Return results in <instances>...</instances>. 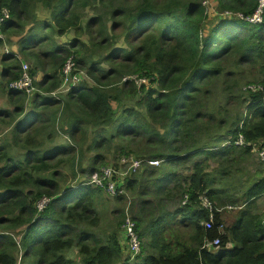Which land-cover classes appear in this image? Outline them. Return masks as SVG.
I'll return each instance as SVG.
<instances>
[{"label": "trees", "instance_id": "obj_1", "mask_svg": "<svg viewBox=\"0 0 264 264\" xmlns=\"http://www.w3.org/2000/svg\"><path fill=\"white\" fill-rule=\"evenodd\" d=\"M205 1L0 0V16L4 10L10 15L0 25L2 35L27 33L19 42L22 55L52 42L53 36H65L70 30L79 33L82 17L78 10L97 4L101 10L80 32L88 42L73 39L68 43L72 48L54 45L56 49L41 55H47L51 65L43 79H34L45 69L43 59L33 68L30 64L36 92L30 99L33 110L24 120L15 121L25 113L24 102L11 113L0 110L1 123H16L14 140L25 151L20 159L0 147V264H19L18 252L20 264H264V223L252 211L255 200L264 195V176L248 186L242 198H235L234 190L218 188L207 171L211 160L218 159V167L231 164L228 168H232L264 146V89L242 91L240 87L241 106L232 118L229 115L232 90L241 84V67L262 61L258 83L264 87V13L262 22L253 24L225 13L253 16L261 0H213L216 9L212 16ZM39 4L49 11L53 22L39 18ZM119 29L122 34H117ZM4 43L0 38V47ZM104 50L105 56L94 59ZM7 54L2 64L12 63L0 70V91L10 100L22 99L26 95L10 87L20 79L22 68L15 63V52ZM71 56L87 78L65 95L66 101L46 95L61 87L62 68ZM104 62L111 65L110 70L103 69ZM131 75L148 81L142 85L123 81ZM215 82L222 84L226 100L219 110L210 103ZM243 105L245 110H241ZM42 118L61 122V130L68 134L67 145L45 151L40 147L44 144L38 139L40 134L53 141V126L41 124L31 132L27 125ZM90 125L94 135L84 149L81 139L89 136ZM20 133L25 137L18 136ZM203 135L209 138L200 143ZM241 136L243 145L237 144ZM136 138L142 146L138 150L122 144L114 150L119 142H135ZM110 154L119 161L124 156L161 159L169 172L155 178L158 167H146L127 177V194L113 197V201L124 205L128 200V205L112 210L121 218L102 235L93 229L98 227L95 205L104 191L82 184L66 187L60 178L66 175L64 168L73 178L91 177L109 164ZM198 155L202 160L195 162L192 173L175 188L180 207L173 213L163 212L158 192L166 189L179 166ZM77 164L81 172H77ZM149 187L156 197L144 200ZM172 192L165 194L167 202L175 200ZM128 193L135 196L133 204ZM201 197L213 204L210 229L203 225L211 221V214L201 206ZM44 198L50 201L40 211L38 204ZM229 205H239L241 212L226 227L220 208ZM128 207L144 244L133 261L121 229ZM144 216H150L148 223ZM169 216L171 223L167 222ZM173 223L181 225L179 231L173 230ZM190 225L194 245L180 233ZM18 230H22L19 242L11 233ZM216 238L221 242L218 248H204Z\"/></svg>", "mask_w": 264, "mask_h": 264}, {"label": "rangeland", "instance_id": "obj_2", "mask_svg": "<svg viewBox=\"0 0 264 264\" xmlns=\"http://www.w3.org/2000/svg\"><path fill=\"white\" fill-rule=\"evenodd\" d=\"M205 6H208L209 8V12L212 13V16L214 15V9H216V4L213 0H206L204 2ZM99 5H96L93 7H89L85 10H78V14L82 17L80 26H81V33H83L84 28L86 27V21L90 18H94L97 15H101L99 10ZM211 16V17H212ZM40 17L43 19H47L49 21H52L51 15L49 13V11H40ZM53 22V21H52ZM30 22H28L27 27L29 26ZM108 27L111 26V22L107 23ZM26 27V28H27ZM80 32L77 33L75 30H70L68 34H65V36L60 37L57 36H53L52 37V42H54L55 45L57 46H63V47H67V48H72L70 45H68V43H71L73 41V39H82L86 42H88V37L87 36H80ZM87 32V31H86ZM117 34H122L121 29L118 30ZM24 35V33L22 34ZM22 35L20 34H14L11 36V34H6V36H4L5 38V43L2 47H0V70L2 67H4V65L10 64L11 62H7L5 64H2V60L8 55L7 53H12V52H16L17 53V47L14 45V42H16L18 40L19 37H21ZM79 42V41H78ZM78 42H76L74 45L78 44ZM60 43V45H59ZM48 46V44H46V47ZM45 47V48H46ZM51 49H56L55 46H52ZM75 50V49H72ZM33 52V51H32ZM89 53L90 50H89ZM72 54V52H71ZM99 55L95 56L94 59H99L103 56L106 55V50L104 51H100L98 52ZM21 57V55H19ZM69 57V56H68ZM230 62H233V60H230ZM15 63H19L21 65V62L15 58ZM27 63L30 65V62L27 61ZM263 66L262 61L256 63V64H252V65H246L243 66L239 69L240 71V76L242 77L241 80V84L240 85H236L234 87V89L232 90V104L230 105L229 109H230V118H232V116L237 112L238 108H240L241 104L240 103V99H239V94L240 92V87H242V91L249 89V87H256L259 85L258 81L261 78V72L260 69ZM87 68L88 66H85L83 68V70H85L87 72ZM103 69L105 70H110L111 69V65H109L107 62L103 63ZM91 78V77H90ZM264 79V76H263ZM89 85V84H87ZM90 85L93 86L94 82L93 79L91 78V82ZM222 84L219 83H214V85L211 86V99H210V103L211 104H215L217 109H221L220 106L224 107L226 100L224 99V95L221 92V89L223 88L221 86ZM66 94H60L59 96L63 99V101H66ZM210 95V94H209ZM31 98H29V96H24L22 97V99H18V100H10L7 97V94L5 92H1L0 91V110H10L9 113L12 112L13 107L20 105V103L24 102L25 103V113H28L31 110V106L33 108V100L30 101ZM30 102V104H29ZM128 102H125V104H127ZM241 110H245L244 105L241 107ZM7 112V111H6ZM141 112L145 113V109H141ZM24 114H20L17 115L15 117V121L20 122L22 120H24L25 115ZM215 116L217 117V113L215 114ZM6 121H9L10 118L7 116H4ZM45 118H48V116H45ZM45 118H42L41 120L37 121H32L30 124L27 125V128H29V130L32 132L36 127L40 126L41 124H48L53 126V136L54 139L53 141H49L47 138L44 137L43 134H40L38 136L39 141L43 142L44 144L41 145L40 147H44L46 146H51V145H56L57 143H62V139L65 138V133H63V131L61 130V122L57 123V120H45ZM15 123V124H16ZM15 124L13 125H7L5 123H1L0 122V147H5L7 151H9L12 155H14L16 158H22L25 155V151L22 150L23 148H21L18 144V142H16V137H15ZM26 128V129H27ZM25 130V129H24ZM93 126L90 125L89 126V136L87 138H82L81 139V144L83 146L84 149H87L89 143L92 141L93 139ZM213 132V131H212ZM26 134H22L20 133L18 136L24 138ZM15 137V140H14ZM201 138V142L203 143L205 142L209 137L206 135H203L200 137ZM55 143H48V142H54ZM77 141V139H76ZM188 141V139H187ZM69 142V140H68ZM17 144V145H16ZM120 144L124 145V146H130L131 148L138 150L141 146V143L139 142V138H136L135 142H129L127 140H125L122 143H118L116 144L117 146L114 147V150L117 151L120 147ZM36 145V144H35ZM224 145V144H222ZM214 146V145H212ZM202 148V147H200ZM154 149H150L149 151H153ZM92 154H95V152H92ZM255 154V153H254ZM147 155V154H146ZM134 157V156H131ZM202 160V155H198L193 157L185 166H179V168L177 169V172H175L172 176V181H170L167 185H166V189H161L158 194L160 195L159 197L163 200L162 201V208H163V212H170L173 213L175 211L176 208L180 207L181 203L179 201V194L177 192H175V188H177L179 186V184L183 181L184 177L190 175L191 169L194 166L195 162ZM218 160V159H216ZM216 160H211L207 163L210 164V166H208V172L210 173L211 177L216 179V186L218 188H222V189H230V190H234V195L235 198H242L244 192L246 191V189L248 188V186H250L253 182H255V180L261 176H264V164L261 163L259 161V159L257 158L256 154L255 156L252 155H248L245 158H243V162H241V164L235 165L232 168H228L231 167V164H227L226 166L223 164H217ZM118 159H114V157L112 156V154H110L109 158H108V162L109 164H107L106 166H112L115 165V168L118 170L121 169H126L129 168V166L123 167L122 163L119 161ZM115 163H118L117 165ZM83 165H85V162L83 161ZM104 166V167H106ZM103 167V166H102ZM100 167V168H102ZM168 164L167 163H163L160 167H158L157 169H155L157 171V174L155 176L156 177H161L163 176V174L169 172L168 169ZM168 169V170H167ZM76 170L77 172H81L79 165H76ZM163 171V172H162ZM64 172H65V176H62L60 178V181L66 185V187H76L80 184L82 185H86L87 180H89V175L84 174L82 177H78V178H73L71 171L68 168H64ZM256 172H258L260 175L256 176ZM140 175V174H139ZM138 175V176H139ZM138 176L136 178H138ZM82 180V181H81ZM91 186V185H90ZM94 187V186H92ZM146 186L143 185L142 189L145 190ZM173 190L172 194L174 193L175 195V200L173 201H166L165 198V194L167 192H169L170 190ZM104 191V190H103ZM102 191V192H103ZM148 191L150 192L149 195L143 197L144 200L150 198V197H156L153 194V187H149ZM101 192V194H102ZM104 194V195H103ZM103 194L98 198V201L95 205L96 208V214L98 217V227L96 229H93V231H95L96 234H105V232L107 230H109L112 226L113 223L117 222L118 218H121L119 215H117L116 217L112 214V210H116L117 208L122 209L123 206L128 205V200L123 204H118L116 202L113 201V197L108 195L105 191L103 192ZM128 196L132 197V204L135 202V196L133 193H128ZM107 198L109 200H107ZM140 200V199H138ZM151 201L153 202H157V200L152 199ZM136 209L138 210V205L136 202ZM221 210V215L223 218V223L225 224L226 227H231L232 224L239 218L240 216V212H241V207L239 205L236 206H227L224 208H220ZM252 211L253 214L258 215L262 218L263 223H264V195L257 198L255 200V204L252 206ZM145 222L144 223H148L150 221V216H144ZM173 221L172 217L169 216L167 218V222L171 223ZM191 226V225H190ZM117 226H114L113 229H116ZM172 228L176 231H179L181 228V225L178 223V225H176V223H173ZM141 232V230H139ZM138 231V232H139ZM175 231V232H176ZM1 233V231H0ZM14 237V239L16 241L19 240V236H21L20 234L22 233V230H18V231H11ZM183 240L187 241L189 243V245H194V241H193V230H192V226L190 227V229H183L180 231ZM151 239V236L149 235V240ZM145 241V240H144ZM144 245V244H143ZM143 245H142V250H143ZM75 252V251H74ZM17 257L19 258V264L21 262V254L18 252ZM72 257H74V254L71 255ZM29 259V258H28ZM27 259V260H28ZM23 264H30V261H25Z\"/></svg>", "mask_w": 264, "mask_h": 264}, {"label": "built area", "instance_id": "obj_3", "mask_svg": "<svg viewBox=\"0 0 264 264\" xmlns=\"http://www.w3.org/2000/svg\"><path fill=\"white\" fill-rule=\"evenodd\" d=\"M263 13H264V0L260 1V5L258 7L257 12L253 16L245 17L241 13H225L226 17L235 16L238 19H244L250 23L256 24L261 23L263 20ZM10 17L9 12L4 10L2 15L0 16V25ZM0 38H3L0 31ZM62 76H63V83L61 87L53 92L51 95L54 97H58L60 94H67L71 89L77 86L82 78H87V75L84 71H80L76 68L74 56H71L65 63L62 68ZM135 81L138 85L145 84L148 80L144 78H140L138 75H131L124 78L123 81ZM33 78L30 74V67L27 63H22V75L19 80L13 82L11 84L12 89H16L22 91L26 94H32L36 91V88L33 84ZM249 89L256 91L259 89H264V87L259 84L258 86ZM237 144L243 145L244 139L241 136ZM256 156L261 163L264 164V146L259 147L255 150ZM123 167L129 166V168L118 170L114 166H106L103 167L99 172L94 173L89 180H87L86 185H91L94 187H98L104 190L108 195L112 197H116L119 195H126V178L129 176H133L134 174L138 173L142 168L146 167H160L164 160L161 159H149V158H136V157H127L124 156L120 159ZM121 185V187H120ZM49 199L44 198L39 204L38 208L42 211L49 203ZM201 206L208 210L211 214L210 219L212 218V209L213 204L212 202L206 198L201 197ZM211 221H206L203 223L206 229L211 228ZM124 235L128 239L129 249L131 253L130 261H133L142 250V242L139 236V232L136 227V223L133 220L132 214L130 213L129 207L126 209V216L124 223L121 227ZM220 238H216L213 241H207L205 247L211 246L214 248H218L220 245Z\"/></svg>", "mask_w": 264, "mask_h": 264}, {"label": "crops", "instance_id": "obj_4", "mask_svg": "<svg viewBox=\"0 0 264 264\" xmlns=\"http://www.w3.org/2000/svg\"><path fill=\"white\" fill-rule=\"evenodd\" d=\"M37 12L39 11L38 13V16L40 19H43L40 17V11L43 12V11H47L41 4L37 5ZM27 33L25 32L24 35H22L21 37L18 38V40L16 42H14V45L17 47V54L18 56L21 55V59H18L20 62H27L29 61L30 64H31V67L33 68L36 63H38V61H41V59H43V61L45 62V66H44V71H38L36 76L34 77L35 81H40L41 79H43L44 75H45V72L47 71L48 73L51 71V65H50V58L46 55V57L44 56H41L42 54L48 52V51H51V47L54 46V42H48L46 44H48V46L46 47V44L45 45H42V46H36L35 49H32L31 51H27V54H21L20 52V40L23 39V41L27 38ZM63 37V36H62ZM60 38V37H59ZM24 44V43H23ZM22 45V44H21ZM27 46V44H25ZM60 45V43H59ZM46 47V48H45ZM33 51V52H32ZM20 57V56H19ZM8 62H11V60H8ZM30 104V102H29ZM31 106V110L29 112H31L33 110L32 108V105ZM9 110V109H8ZM28 112V113H29ZM27 114V113H26ZM24 114V115H26ZM62 143H57L56 145H51V146H44L43 150H48V149H51V148H54L56 146H59V145H67L68 143V134H65V138L62 139ZM48 143H55L54 142H48Z\"/></svg>", "mask_w": 264, "mask_h": 264}, {"label": "clouds", "instance_id": "obj_5", "mask_svg": "<svg viewBox=\"0 0 264 264\" xmlns=\"http://www.w3.org/2000/svg\"><path fill=\"white\" fill-rule=\"evenodd\" d=\"M1 35H2V33H1ZM2 37L4 38V35H2ZM4 40H5V38H4ZM18 54L15 52V57H16V59H21V57H19V56H17ZM22 63H27V62H21V68H22ZM28 64V63H27ZM29 65V64H28ZM29 67H30V65H29ZM35 86V85H34ZM36 88V87H35ZM57 91V90H56ZM22 92V91H21ZM36 92V91H35ZM55 92V91H54ZM24 93V92H23ZM53 93V92H52ZM52 93H49V94H46V95H48V96H50V97H54V96H52L51 94ZM26 96H29V98H32L33 96H34V93H32V94H26V93H24ZM54 98H58V99H60L61 97L58 95V97H54ZM164 163V162H163ZM162 163V164H163ZM12 235H14V234H12ZM20 238H21V236H19V240H18V242L20 241ZM218 250V249H217ZM20 261V260H19Z\"/></svg>", "mask_w": 264, "mask_h": 264}]
</instances>
